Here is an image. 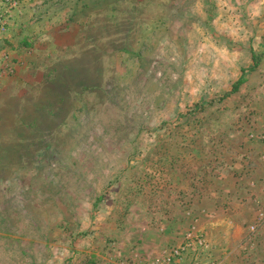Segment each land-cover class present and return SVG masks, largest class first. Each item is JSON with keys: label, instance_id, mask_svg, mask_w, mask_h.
Segmentation results:
<instances>
[{"label": "rangeland", "instance_id": "1", "mask_svg": "<svg viewBox=\"0 0 264 264\" xmlns=\"http://www.w3.org/2000/svg\"><path fill=\"white\" fill-rule=\"evenodd\" d=\"M0 264H264V0H0Z\"/></svg>", "mask_w": 264, "mask_h": 264}, {"label": "trees", "instance_id": "2", "mask_svg": "<svg viewBox=\"0 0 264 264\" xmlns=\"http://www.w3.org/2000/svg\"><path fill=\"white\" fill-rule=\"evenodd\" d=\"M24 43L27 44L25 41H24ZM257 58H258L257 56H254L255 63L250 69H255L258 66L259 62H258ZM243 71H246V70H243ZM52 72L54 73V72H57V71L53 70ZM52 80H54V83H56L57 86H61V87L64 88L63 84L59 83L61 81L59 74H57L55 78H52ZM243 81H244V74L242 73V75L240 76L238 81L234 84L233 89H232L231 92L233 93V92L238 91V89H239L240 85L243 83ZM88 87H89L88 85H84L82 88L85 89V88H88ZM201 104H202V102L199 105H201Z\"/></svg>", "mask_w": 264, "mask_h": 264}]
</instances>
